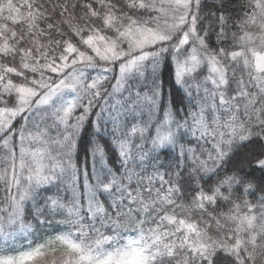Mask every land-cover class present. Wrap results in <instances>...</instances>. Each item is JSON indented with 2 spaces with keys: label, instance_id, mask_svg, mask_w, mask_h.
Instances as JSON below:
<instances>
[{
  "label": "snow or ice",
  "instance_id": "obj_1",
  "mask_svg": "<svg viewBox=\"0 0 264 264\" xmlns=\"http://www.w3.org/2000/svg\"><path fill=\"white\" fill-rule=\"evenodd\" d=\"M163 65L189 110L144 121ZM54 242L62 264H264V0H0V264Z\"/></svg>",
  "mask_w": 264,
  "mask_h": 264
},
{
  "label": "trees",
  "instance_id": "obj_2",
  "mask_svg": "<svg viewBox=\"0 0 264 264\" xmlns=\"http://www.w3.org/2000/svg\"><path fill=\"white\" fill-rule=\"evenodd\" d=\"M235 2V0H233ZM242 3L245 5L248 3V0H241ZM242 11L240 9H237L233 12V16L237 17L239 15H242ZM10 23V22H9ZM17 28L20 26L17 25ZM231 31L236 32V24H235V19L232 22V28ZM159 79L161 82V96L158 101V107L154 112L150 113L147 108H145L144 113L141 117L142 120L148 121L149 117L151 116V120L155 122L158 118L163 119V113L168 110H173V109H180L179 116L183 117L186 115V112L189 110V101L187 98L183 96V93L179 91L173 83V76H172V69L168 65H163L161 67L160 73H159ZM106 87H108L106 85ZM108 91L111 92V88L108 87ZM127 96V93H124L123 96L119 95L120 100H122L124 97ZM110 99V98H109ZM119 100V101H120ZM100 103H103V99L100 101ZM195 101H193V104ZM96 111H99V108L95 109ZM95 119V117H93ZM152 135L155 134V130L153 129ZM53 136H55V132L52 133ZM85 135V140L81 142V148L79 152V160L77 161L78 165L81 167L83 170L84 167V150H83V143H86L87 141V133H84ZM111 155V153H109ZM88 171L91 173V162H88ZM139 171V169H137ZM151 172V169L148 170ZM256 179L258 180L260 177L259 172L254 173ZM255 182V181H254ZM84 178L83 175L80 176L79 182H78V188L79 191L83 192L84 188ZM55 191V189H53ZM63 194V193H62ZM257 197L259 196V193L256 194ZM252 203H256L257 200L255 197H250L249 198ZM101 200L107 203L105 197H101ZM228 206L224 207V211H227ZM30 219V217H29ZM61 216H56V217H50L49 222L44 224L43 226H36V221H32L34 225V231L31 233V235L25 236L24 234H18V238L16 241V247L19 248L21 245H26L29 241H31L33 244L36 243H43L48 240H54V238L59 234L65 231V225L58 223L57 221L61 220ZM126 235H132L135 236V232H129L126 233ZM52 249L54 251H49V254L52 252H60L63 256L61 258H53L54 256H50L52 259H49V264H62V261L65 259L64 256V248L62 245L59 244V242H54L52 244Z\"/></svg>",
  "mask_w": 264,
  "mask_h": 264
},
{
  "label": "rangeland",
  "instance_id": "obj_3",
  "mask_svg": "<svg viewBox=\"0 0 264 264\" xmlns=\"http://www.w3.org/2000/svg\"><path fill=\"white\" fill-rule=\"evenodd\" d=\"M119 100V95H117L116 97L109 99V104H116ZM50 256H54L53 258H61L63 255L60 252H52L48 255V260L52 259Z\"/></svg>",
  "mask_w": 264,
  "mask_h": 264
}]
</instances>
